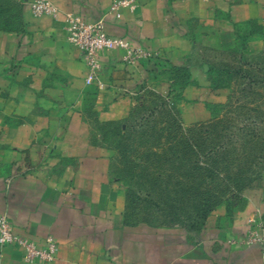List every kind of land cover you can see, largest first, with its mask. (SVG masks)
<instances>
[{"label":"crops","instance_id":"crops-1","mask_svg":"<svg viewBox=\"0 0 264 264\" xmlns=\"http://www.w3.org/2000/svg\"><path fill=\"white\" fill-rule=\"evenodd\" d=\"M32 1L0 0V215L39 245L52 235L58 252L29 263L4 245L0 264H264V248L246 241L251 220H264L263 201L225 198L187 224L131 221L109 144L167 110L185 81L210 79L224 56L248 63L263 52L264 0H135L119 15L108 13L113 0H49L56 19L35 17ZM68 12L102 19L108 34L150 56L127 64L103 51L102 86L86 84Z\"/></svg>","mask_w":264,"mask_h":264},{"label":"rangeland","instance_id":"rangeland-1","mask_svg":"<svg viewBox=\"0 0 264 264\" xmlns=\"http://www.w3.org/2000/svg\"><path fill=\"white\" fill-rule=\"evenodd\" d=\"M224 57L196 88L185 81L167 110L109 139L129 220L187 224L225 198L264 202V51L248 63Z\"/></svg>","mask_w":264,"mask_h":264},{"label":"built area","instance_id":"built-area-1","mask_svg":"<svg viewBox=\"0 0 264 264\" xmlns=\"http://www.w3.org/2000/svg\"><path fill=\"white\" fill-rule=\"evenodd\" d=\"M135 0H113L108 8V13L119 15L121 9H133ZM31 12L35 17L50 16L56 19L60 11L49 0H33ZM63 21L67 31V39L80 53L87 67L86 84H95L101 87L98 78L100 64L99 54L103 51L121 52L122 60L131 64L140 57L150 56V52L143 47H135L127 40L110 35L106 32L102 19L88 21L81 15L73 12L63 14ZM251 228L246 236L247 242H254L264 248V220L261 218L251 220ZM14 245L24 251L27 262L35 261L51 263L57 255L58 245L52 235H47L43 245L28 239L25 236L15 234L11 223L5 215H0V246Z\"/></svg>","mask_w":264,"mask_h":264}]
</instances>
